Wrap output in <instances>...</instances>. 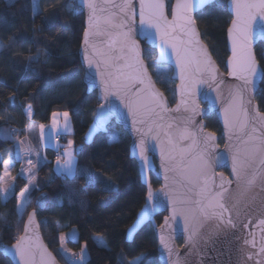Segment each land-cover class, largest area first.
I'll list each match as a JSON object with an SVG mask.
<instances>
[{"label": "water", "instance_id": "obj_1", "mask_svg": "<svg viewBox=\"0 0 264 264\" xmlns=\"http://www.w3.org/2000/svg\"><path fill=\"white\" fill-rule=\"evenodd\" d=\"M214 1L171 0L167 13L165 0H75L83 14L82 83L98 100L83 143L106 133L110 123L128 135L145 197L124 240L149 223L158 264H264V114L254 101L264 0H226L224 70L194 20ZM140 42L155 51V64L170 68L171 105ZM210 115L220 144L205 128ZM0 255L11 264H60L33 211L16 241L0 243Z\"/></svg>", "mask_w": 264, "mask_h": 264}, {"label": "trees", "instance_id": "obj_2", "mask_svg": "<svg viewBox=\"0 0 264 264\" xmlns=\"http://www.w3.org/2000/svg\"><path fill=\"white\" fill-rule=\"evenodd\" d=\"M194 20L202 41L224 70L225 30L230 21L226 0L214 1L197 12ZM82 31L83 14L75 0H0V172L4 160H13L12 192L0 201V243L10 245L16 241L27 214L33 211L45 245L60 264L69 263L58 249L59 234L72 228L77 241L66 240L65 246L74 253L83 244L86 264H130L137 258L138 264H158L149 223L130 242L124 240L145 197L136 164L129 158L128 135L110 123L106 133L97 134L88 145L83 143L98 100L95 92L86 93L82 83L77 55ZM140 44L156 86L171 105L174 82L170 68L155 64V51ZM254 55L262 70L254 101L264 114L262 43L256 44ZM26 105L31 107L34 124H47L56 112L68 114L72 131L60 139L72 141L75 157L74 175H59L53 170L56 151L46 148L47 161L37 168L31 191L27 181L17 174L13 159V146L23 137L27 124L23 114ZM204 122L220 144V127L214 115ZM112 130L115 140H109ZM149 183L154 189L158 186L152 174ZM162 216H155L156 224ZM95 237H100L105 246H98ZM0 264L11 263L0 255Z\"/></svg>", "mask_w": 264, "mask_h": 264}, {"label": "crops", "instance_id": "obj_3", "mask_svg": "<svg viewBox=\"0 0 264 264\" xmlns=\"http://www.w3.org/2000/svg\"><path fill=\"white\" fill-rule=\"evenodd\" d=\"M23 114L27 121L26 127L24 128V135L13 146V159L17 163V174L27 181V185L33 182L35 188L37 168L47 161L45 149L49 148L56 151L53 161L54 172L67 177L73 176L75 173L73 143L70 139H64L63 141L60 139L70 133L59 122L63 119L62 115L53 113L47 124H34L31 122L32 110L29 105L24 107ZM47 135L50 136L49 142L46 140L48 138ZM58 155H61L60 159H58ZM12 162L13 160L7 159L1 164V202L12 192L13 178L10 174Z\"/></svg>", "mask_w": 264, "mask_h": 264}, {"label": "rangeland", "instance_id": "obj_4", "mask_svg": "<svg viewBox=\"0 0 264 264\" xmlns=\"http://www.w3.org/2000/svg\"><path fill=\"white\" fill-rule=\"evenodd\" d=\"M165 1L167 4L170 2V0H165ZM56 114L62 115L63 119L59 122L62 123V126H65L67 128L68 132H71L72 127H71V122H70L68 114L66 112H56ZM66 128H65V130H66ZM47 136H48V138L46 140L49 142L50 136L49 135H47ZM116 138L117 137L112 130V132L109 134V140H115ZM32 188H34L33 182L28 183V190L30 191V190H32ZM42 200L43 199H39L38 202L40 203V202H42ZM94 239H95V242L98 246H101V247L105 246L103 240L100 237H95ZM66 240H70L72 242L77 241V234L73 228L68 230L65 233L59 234V247H58V249L61 252V254L64 256V258L68 261L69 264H86L87 251L85 249V246L83 244H81L79 249H78L79 254L76 255L75 253H73L67 249V247L65 246ZM138 260H139L138 258L133 259L129 263L130 264H138Z\"/></svg>", "mask_w": 264, "mask_h": 264}, {"label": "built area", "instance_id": "obj_5", "mask_svg": "<svg viewBox=\"0 0 264 264\" xmlns=\"http://www.w3.org/2000/svg\"><path fill=\"white\" fill-rule=\"evenodd\" d=\"M57 157L59 159V158H61V155H58ZM74 253L77 255V254H79V251H75Z\"/></svg>", "mask_w": 264, "mask_h": 264}, {"label": "flooded vegetation", "instance_id": "obj_6", "mask_svg": "<svg viewBox=\"0 0 264 264\" xmlns=\"http://www.w3.org/2000/svg\"><path fill=\"white\" fill-rule=\"evenodd\" d=\"M220 132V131H219ZM218 137V136H217ZM223 171V170H222ZM225 171V170H224Z\"/></svg>", "mask_w": 264, "mask_h": 264}]
</instances>
